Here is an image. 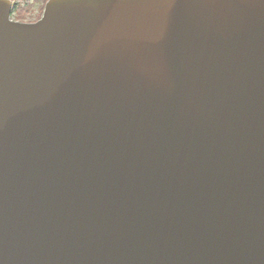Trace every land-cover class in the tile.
<instances>
[{
    "label": "water",
    "instance_id": "1",
    "mask_svg": "<svg viewBox=\"0 0 264 264\" xmlns=\"http://www.w3.org/2000/svg\"><path fill=\"white\" fill-rule=\"evenodd\" d=\"M0 0V264H264V0Z\"/></svg>",
    "mask_w": 264,
    "mask_h": 264
},
{
    "label": "rangeland",
    "instance_id": "2",
    "mask_svg": "<svg viewBox=\"0 0 264 264\" xmlns=\"http://www.w3.org/2000/svg\"><path fill=\"white\" fill-rule=\"evenodd\" d=\"M45 6L38 0H22L18 4L13 3L12 17L20 22H36L43 16Z\"/></svg>",
    "mask_w": 264,
    "mask_h": 264
},
{
    "label": "trees",
    "instance_id": "3",
    "mask_svg": "<svg viewBox=\"0 0 264 264\" xmlns=\"http://www.w3.org/2000/svg\"><path fill=\"white\" fill-rule=\"evenodd\" d=\"M13 1V3H15V4H18L19 2H21L22 0H12ZM38 1H42L45 5H46V3L49 1V0H38ZM41 18H39L38 20H40ZM37 20V21H38Z\"/></svg>",
    "mask_w": 264,
    "mask_h": 264
}]
</instances>
